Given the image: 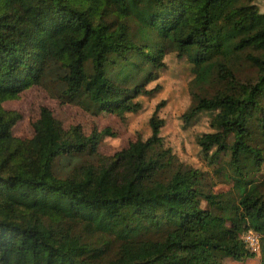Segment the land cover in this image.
<instances>
[{"label":"trees","instance_id":"16d2710c","mask_svg":"<svg viewBox=\"0 0 264 264\" xmlns=\"http://www.w3.org/2000/svg\"><path fill=\"white\" fill-rule=\"evenodd\" d=\"M169 52L192 65L184 120L209 115L196 143L209 166L227 158L234 194L205 191L202 172L166 147L160 105L151 136L110 157L99 154L110 131L66 130L46 107L33 138L14 136L22 117L3 104L34 87L94 115L140 112ZM83 156L97 163L57 176L58 161ZM263 170L257 0H0V264L241 263L255 258L242 239L249 230L264 264Z\"/></svg>","mask_w":264,"mask_h":264},{"label":"rangeland","instance_id":"374dc122","mask_svg":"<svg viewBox=\"0 0 264 264\" xmlns=\"http://www.w3.org/2000/svg\"><path fill=\"white\" fill-rule=\"evenodd\" d=\"M257 6L264 14V0H257ZM164 61L166 67L159 73V78L146 88L147 90L157 89V92L151 96H141L137 99L142 103V109L136 114H127L124 118L107 112L94 115L86 111L84 107L62 102V99L51 95L50 90L49 92L43 87H34L24 92L18 100L3 104L5 110L15 111L22 117L13 128V134L22 140L33 138V125L40 117L41 108L46 107L53 112L55 118L62 123L66 130L81 125L88 136L94 132L110 131V135L102 137L99 145V154L103 157H110L126 149L138 138L146 140L151 136L150 119L160 105L158 116L165 122L161 136L166 147L173 151L181 164L202 172L205 191L232 192L234 194L233 182L225 176L228 173L227 158H223V162L216 167L209 166L206 157L196 143V138L199 135L211 131L209 115L203 113L189 124L184 120V115L193 102L191 94V83L194 80L192 65L187 59H179L174 52H169ZM253 73V71H249L247 76L253 77ZM55 80L54 77H50L47 84L53 90L54 95H57L60 93V88L54 84ZM95 159L96 157L83 156L71 164L65 160L58 161L55 173L64 178L75 167L85 163H97ZM261 174L258 183H260V190L264 191V170ZM254 253L255 258L245 262L240 263L231 258H223L221 263L259 264L260 251Z\"/></svg>","mask_w":264,"mask_h":264},{"label":"built area","instance_id":"2783aa9c","mask_svg":"<svg viewBox=\"0 0 264 264\" xmlns=\"http://www.w3.org/2000/svg\"><path fill=\"white\" fill-rule=\"evenodd\" d=\"M242 239L245 242L248 249L253 252L260 251L261 243L260 236L254 230H249L242 235Z\"/></svg>","mask_w":264,"mask_h":264}]
</instances>
